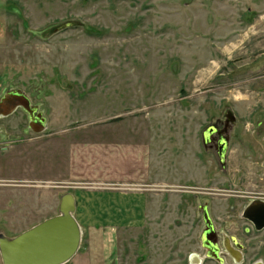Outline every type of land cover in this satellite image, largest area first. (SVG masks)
Instances as JSON below:
<instances>
[{"label": "rangeland", "instance_id": "374dc122", "mask_svg": "<svg viewBox=\"0 0 264 264\" xmlns=\"http://www.w3.org/2000/svg\"><path fill=\"white\" fill-rule=\"evenodd\" d=\"M13 90L44 119L0 117V140L28 139L39 180L21 185H47L55 157L61 193L103 175L148 196L145 222L116 232L119 264H264V229L242 217L264 201V0H0V97Z\"/></svg>", "mask_w": 264, "mask_h": 264}, {"label": "crops", "instance_id": "0c3cea01", "mask_svg": "<svg viewBox=\"0 0 264 264\" xmlns=\"http://www.w3.org/2000/svg\"><path fill=\"white\" fill-rule=\"evenodd\" d=\"M25 140H0V180L10 183L0 186V233L9 238L54 216L60 197L64 194L61 193L62 187H57L54 180L55 157L48 166V175L51 177L48 178L47 185H21L30 180L37 184L39 180L31 176L36 171L25 167L26 158L21 151ZM31 177L34 179H30ZM102 177L103 175L98 187H77L70 191L75 200L73 217L82 234L87 235V240L85 248H81L80 244L77 253L65 264H119V256L113 245L119 226H140L147 218L146 194L140 190L106 187L104 184L109 180H102ZM107 178L116 183L114 176ZM127 183L119 184L123 186ZM11 223L24 224L17 230L10 226ZM7 230H13L14 233L7 234Z\"/></svg>", "mask_w": 264, "mask_h": 264}, {"label": "water", "instance_id": "95a60500", "mask_svg": "<svg viewBox=\"0 0 264 264\" xmlns=\"http://www.w3.org/2000/svg\"><path fill=\"white\" fill-rule=\"evenodd\" d=\"M18 108L32 115L36 111L29 99L18 91L6 92L0 97V117H7ZM38 113L30 128L35 132L44 126ZM75 200L66 192L60 197L58 214L49 217L14 237L0 233V258L2 264H65L80 248L82 231L73 214ZM253 214V215H252ZM243 217L255 224L256 230L264 228V201L254 203L243 213ZM259 217V222L256 219ZM209 255V256H208ZM219 262L217 254H208Z\"/></svg>", "mask_w": 264, "mask_h": 264}, {"label": "flooded vegetation", "instance_id": "af4514ba", "mask_svg": "<svg viewBox=\"0 0 264 264\" xmlns=\"http://www.w3.org/2000/svg\"><path fill=\"white\" fill-rule=\"evenodd\" d=\"M34 107V106H33ZM18 109H21L23 110L22 108H18ZM24 112H26L25 110H23ZM27 113V112H26ZM38 114L37 110L35 112L32 113V115H30L29 113H27V115L29 116L28 117V126L30 127L31 124L34 125V121L32 119L36 118V115ZM230 120H232V118L230 117L229 118ZM35 126V125H34ZM209 131V135H213L215 133H218L219 131L217 129H215L214 127H210L208 128ZM219 134V133H218ZM208 136L206 135V142H207V138ZM226 138H224L222 135H219L217 137V143H216V147L218 149V152H219V157L222 158L223 154H224V149H225V145H226ZM247 197V196H246ZM260 200L259 199H252V200H249L245 207L243 208L242 210V217H243V213L244 211L246 210V208H248L249 206H251L252 204L254 205V203H258ZM253 215V214H252ZM206 216V215H205ZM244 218V217H243ZM245 219V218H244ZM247 220V219H245ZM249 223H250V226L255 230V231H261V230H256L255 229V224L249 220H247ZM257 222H259V217L256 219ZM209 230H206V228L203 229V232L201 234V244H202V247L205 249V253L206 255L209 254H213V251L215 252V254H217L219 256V253H220V250H219V247H218V244L213 241V236H212V233H213V227H209ZM211 229V231H210ZM264 229V228H263ZM262 229V230H263ZM224 245H225V248L233 255L234 258L238 259L239 258V252H237L236 250L233 249L231 243L225 238L224 239ZM213 249V251H212ZM209 256V255H208ZM207 256V257H208ZM213 258V257H212ZM220 258V257H219ZM193 259V258H192ZM221 259V258H220ZM222 260V259H221ZM199 261V260H197ZM255 264H259V262L255 263Z\"/></svg>", "mask_w": 264, "mask_h": 264}, {"label": "bare ground", "instance_id": "6f19581e", "mask_svg": "<svg viewBox=\"0 0 264 264\" xmlns=\"http://www.w3.org/2000/svg\"><path fill=\"white\" fill-rule=\"evenodd\" d=\"M39 118H41V117L38 116L37 119H39ZM43 123H44V122H43ZM212 251H213V249H212ZM214 251H215V250H214ZM214 251H213V255H215V252H214ZM208 254H209V253H208ZM192 258H196V260H199L196 256H192ZM192 258H191V259H192ZM197 262H198V261H197ZM259 264H261V263H259Z\"/></svg>", "mask_w": 264, "mask_h": 264}, {"label": "built area", "instance_id": "2783aa9c", "mask_svg": "<svg viewBox=\"0 0 264 264\" xmlns=\"http://www.w3.org/2000/svg\"><path fill=\"white\" fill-rule=\"evenodd\" d=\"M5 185V182H3L2 180H0V186Z\"/></svg>", "mask_w": 264, "mask_h": 264}]
</instances>
